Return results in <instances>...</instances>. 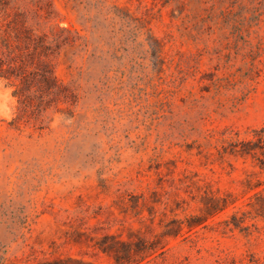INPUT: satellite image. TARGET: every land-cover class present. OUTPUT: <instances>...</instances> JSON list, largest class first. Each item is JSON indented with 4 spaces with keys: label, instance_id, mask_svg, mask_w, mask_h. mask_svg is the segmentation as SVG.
Returning a JSON list of instances; mask_svg holds the SVG:
<instances>
[{
    "label": "rangeland",
    "instance_id": "obj_1",
    "mask_svg": "<svg viewBox=\"0 0 264 264\" xmlns=\"http://www.w3.org/2000/svg\"><path fill=\"white\" fill-rule=\"evenodd\" d=\"M104 1L118 8L100 25L123 39L117 57L66 48L56 62L73 112L18 124L0 79V264H114L97 245L105 234L160 238L172 220L205 215L207 194L233 203L139 264H264V174L256 157L225 152L264 125V0ZM53 3L56 22L97 45L72 0Z\"/></svg>",
    "mask_w": 264,
    "mask_h": 264
},
{
    "label": "trees",
    "instance_id": "obj_2",
    "mask_svg": "<svg viewBox=\"0 0 264 264\" xmlns=\"http://www.w3.org/2000/svg\"><path fill=\"white\" fill-rule=\"evenodd\" d=\"M72 1V8L77 11L81 23L91 24L93 30L99 33L100 41L91 49L93 42L78 28L56 22L60 13L53 0H0V79L6 81L17 98L19 115L15 122L18 124L24 117L42 123V117L51 109L73 112L78 100L75 88L61 82L55 74L56 62L66 48L78 54L83 53L88 60L99 58L107 61L116 58L121 48L123 39L117 37L114 29H111L112 34L108 38L100 34L101 21L109 20L108 15L118 9L116 5L107 7L104 0ZM146 34L152 57L157 63L162 62L163 45L148 30ZM101 45L108 49L104 51ZM63 104L66 106L63 107ZM225 152L256 157L264 174V158L260 156H264V125L254 130V138L231 142ZM262 184L259 181L256 187ZM229 197L232 195H205V215L172 220L165 226L160 238L158 235L154 238L141 235L124 241L115 235L105 234L97 242L98 248L110 254L114 264H139L164 249L163 237L178 235L185 227L192 229L204 223L206 218L224 210L233 203ZM256 199L264 204L261 191L256 192ZM231 218L229 224L244 228L237 214ZM39 264L95 263L67 257L45 260Z\"/></svg>",
    "mask_w": 264,
    "mask_h": 264
}]
</instances>
